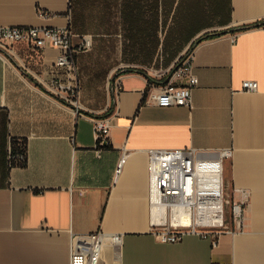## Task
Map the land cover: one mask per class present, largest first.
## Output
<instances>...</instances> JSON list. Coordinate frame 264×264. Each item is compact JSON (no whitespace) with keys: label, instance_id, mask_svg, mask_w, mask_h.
<instances>
[{"label":"crops","instance_id":"0c3cea01","mask_svg":"<svg viewBox=\"0 0 264 264\" xmlns=\"http://www.w3.org/2000/svg\"><path fill=\"white\" fill-rule=\"evenodd\" d=\"M126 1L132 0L92 1L90 20L73 11V0H0V25H70L76 34L90 35L91 26L95 33L118 32L127 40ZM134 1L144 4L145 16L147 2H159L163 12L158 9L156 16L163 28L169 9L163 3L172 0ZM178 1L168 20L195 9L196 0H183L182 10ZM227 1L225 11L216 14L219 31L264 19V0ZM204 9L196 34L213 26ZM181 23L180 31L186 25ZM87 51L76 54L78 110L39 80L63 75L53 65L57 48L16 43L12 52H0V264H69L72 237L100 228L123 233V242L117 252L106 243L98 264H264V25L229 30L195 45L192 63L199 82L190 106L149 101V78L156 86L163 79L125 69L108 79L105 102L94 107L82 91L80 64ZM246 79L256 80L257 89H244ZM105 113L112 126L99 156L93 118ZM11 138L25 141L24 164H9ZM190 147L203 157L230 149L226 186L237 199L241 193L234 188L249 192L242 229L222 230L216 245L212 235L189 232L163 242L153 231L147 150Z\"/></svg>","mask_w":264,"mask_h":264},{"label":"built area","instance_id":"2783aa9c","mask_svg":"<svg viewBox=\"0 0 264 264\" xmlns=\"http://www.w3.org/2000/svg\"><path fill=\"white\" fill-rule=\"evenodd\" d=\"M16 43H25L33 49L52 46L59 50L53 65L57 70H62L63 75L55 73L48 79L39 80L58 99L80 109L81 86L76 54L91 49L92 35L76 34L70 25H0V52H12ZM192 60L193 51L185 54L168 72H164L161 79H166L158 86L149 82L152 88L147 95L148 100L163 106H190L193 89L199 82L193 71ZM242 86L246 90H256L258 83L246 79ZM93 123L95 152L100 156L103 147L109 144L112 121L109 116H98L93 118ZM22 145V140L10 139L8 160L11 166L25 160L26 153L15 150L16 146ZM230 156V149L222 150L217 157H203L193 147L147 150L151 222L159 240L176 242L186 233L194 232L203 236L212 235L213 244L216 245L222 230L234 232L242 229L249 192L234 188L241 193L239 199L230 194L224 178V160ZM123 157L117 171L121 168ZM203 199L218 200L217 206L212 208H216L221 219L214 222V225L201 227L196 224L197 207ZM185 215L193 219L191 224L183 222L182 216ZM122 242L123 233H108L102 228L77 234L72 237L69 264H98L106 243H110L117 252Z\"/></svg>","mask_w":264,"mask_h":264},{"label":"rangeland","instance_id":"374dc122","mask_svg":"<svg viewBox=\"0 0 264 264\" xmlns=\"http://www.w3.org/2000/svg\"><path fill=\"white\" fill-rule=\"evenodd\" d=\"M92 1L94 3L95 0H73V11L75 13L82 12L89 16L91 20ZM213 4L214 0H202L201 2L202 8L205 6L206 14L211 15L209 16L211 19L210 25L213 26L206 28L205 31L207 32H215L221 29L218 25L219 21ZM111 9L115 10L113 3ZM159 10L161 13L163 12L161 6ZM175 20L169 18L168 25L159 29L160 43L155 53L151 57H146L147 59H144V54L139 55L132 52L131 43L125 40L122 33L99 34L93 32L92 27L89 26L88 33H91L94 43L92 49L83 54L80 64L81 82L82 91L88 93L89 102L94 107H102L104 104L108 91L107 84L109 80L111 81L110 77L112 75L115 76L127 68L135 67L147 71L153 78L160 79L164 76V72H168L167 70L178 63L180 57L187 52L192 40L198 38L202 33L194 35L192 39L187 34L181 35L182 19L178 20L177 18ZM172 22H174V25ZM170 23L171 26H169ZM166 41H168V44H166ZM147 45L151 46L152 42L146 41ZM135 47L138 50L139 46Z\"/></svg>","mask_w":264,"mask_h":264},{"label":"trees","instance_id":"16d2710c","mask_svg":"<svg viewBox=\"0 0 264 264\" xmlns=\"http://www.w3.org/2000/svg\"><path fill=\"white\" fill-rule=\"evenodd\" d=\"M176 0L164 2L163 4L169 6V9H164V17H163V25L166 26L167 20H168V15L167 13H170ZM202 0H196L194 3V8L192 9L189 13L188 16L182 17V19L185 20V26L183 27V30L180 31V34H187V36H191L190 39L196 34L194 32L195 29L201 28V22L204 20V15L202 11V6H201ZM147 9L149 10V14L147 16L144 15V11L142 9L140 13V7H144V4L141 3V1H126L123 2V19L127 23L126 32H125V37L126 39L131 43L130 47L133 49L132 52H136L139 55L144 54L145 58L146 57H151L152 54L155 53L159 43H160V37H159V15L156 16V12L159 9V2L155 1H148L147 2ZM186 2L183 0H179L177 3V9L178 7L182 10V8H185ZM229 6V3L227 0H214V11L216 14H220L224 11V9ZM164 8V7H163ZM182 12V11H181ZM177 18V17H176ZM264 25V19L258 22H255L254 24L251 25H243L240 28L234 29H226L218 32H205L201 34L198 38L192 41L190 44L187 52L193 51L195 45L201 41L202 39L213 37L219 34H222L224 32H227L229 30H241L245 29L246 27L250 26H261ZM189 39V38H188ZM189 39V40H190ZM146 41H151L152 45L151 46H146ZM166 44H168V41H166ZM139 46L138 50H136L135 46ZM183 54L180 57V60L185 56ZM131 70H138V71H144L143 69H138V68H127L125 71H131ZM164 81L166 77L163 78ZM152 78H149V82H151ZM107 114H102L101 116H106ZM22 146H16L15 150L18 151H23L26 153V143L24 140H22ZM26 161V158L24 161H21L19 163H13V165H19V164H24Z\"/></svg>","mask_w":264,"mask_h":264},{"label":"bare ground","instance_id":"6f19581e","mask_svg":"<svg viewBox=\"0 0 264 264\" xmlns=\"http://www.w3.org/2000/svg\"><path fill=\"white\" fill-rule=\"evenodd\" d=\"M218 204V200H207L203 199L197 207V215H196V224L201 227L214 225V222L217 220L220 221L221 216L216 212V207ZM183 222L186 224H191L193 219L189 215L182 216ZM219 224V223H218ZM216 224V225H218Z\"/></svg>","mask_w":264,"mask_h":264},{"label":"water","instance_id":"95a60500","mask_svg":"<svg viewBox=\"0 0 264 264\" xmlns=\"http://www.w3.org/2000/svg\"><path fill=\"white\" fill-rule=\"evenodd\" d=\"M240 27H242V26L235 27L234 29H237V28H240ZM188 53H189V52H188ZM154 81H156V80L154 79ZM156 82H157V81H156ZM158 82H162V81L158 80Z\"/></svg>","mask_w":264,"mask_h":264}]
</instances>
